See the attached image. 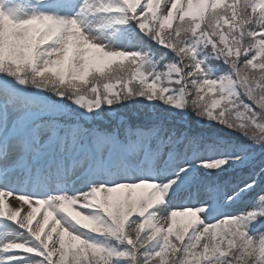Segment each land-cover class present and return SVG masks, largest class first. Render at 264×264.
Returning a JSON list of instances; mask_svg holds the SVG:
<instances>
[{"label": "snow or ice", "instance_id": "obj_1", "mask_svg": "<svg viewBox=\"0 0 264 264\" xmlns=\"http://www.w3.org/2000/svg\"><path fill=\"white\" fill-rule=\"evenodd\" d=\"M160 5L0 0V264H264V0Z\"/></svg>", "mask_w": 264, "mask_h": 264}, {"label": "rangeland", "instance_id": "obj_2", "mask_svg": "<svg viewBox=\"0 0 264 264\" xmlns=\"http://www.w3.org/2000/svg\"><path fill=\"white\" fill-rule=\"evenodd\" d=\"M163 3H164V0H161V8L163 7ZM9 205L10 207H18V203L15 202L14 198H9ZM27 207V206H26ZM24 216V211L22 210L21 211V218H23ZM40 217L38 216L37 219H39ZM181 219H187V218H181ZM35 227V223L33 225Z\"/></svg>", "mask_w": 264, "mask_h": 264}, {"label": "trees", "instance_id": "obj_3", "mask_svg": "<svg viewBox=\"0 0 264 264\" xmlns=\"http://www.w3.org/2000/svg\"><path fill=\"white\" fill-rule=\"evenodd\" d=\"M126 111H130V110H126Z\"/></svg>", "mask_w": 264, "mask_h": 264}]
</instances>
